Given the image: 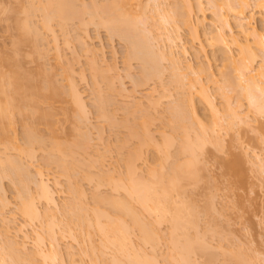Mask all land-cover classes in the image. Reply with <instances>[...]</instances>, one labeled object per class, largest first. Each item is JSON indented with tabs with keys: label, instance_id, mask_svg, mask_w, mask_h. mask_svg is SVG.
<instances>
[{
	"label": "bare ground",
	"instance_id": "1",
	"mask_svg": "<svg viewBox=\"0 0 264 264\" xmlns=\"http://www.w3.org/2000/svg\"><path fill=\"white\" fill-rule=\"evenodd\" d=\"M79 1L81 3L83 2L81 0H51L48 3L46 2V5L45 4L44 6L41 5L42 9L39 7L40 9L39 11L42 12L43 10L46 14L45 15L46 19L44 21V24H42L43 26L42 28L45 29L44 31L48 30L47 31L48 33L51 32V36H54L52 37L53 38L52 43L56 49V50L55 49L53 50H55V53L57 51V54H56L57 58L55 54L53 56L58 60L61 57H63L59 55L60 50L57 47L58 46L57 42L59 43V41H57L55 32L53 31L51 27V23L53 20H58L60 25H62L63 29L65 30L64 26H67V24L70 21H73V19L75 18H78V17L81 18L80 15H82V13H84L85 11L90 10L92 12V13H90V11L89 13L86 12V14H89V15L92 14L91 18H93L94 15L96 16L98 15V17H96L99 19L97 22L98 24H96L98 25V27L99 26L100 27L102 26V28L105 27L107 29L106 31L110 33L109 35H112L115 37L119 36V38L123 39L127 43L128 45V52L126 56L127 62L136 60V61H139V63H141L142 74L140 75L141 79L139 78L140 81L136 80L138 83V84L136 83L137 86L138 85L140 86V84H143V83L145 85L146 81L148 82V80L150 81L154 77L161 76L162 73H164L163 69L161 68L163 65L162 62H167L168 65H170L169 70H171L173 74V78L176 79L175 83L178 84L176 85V89L178 86L179 87L178 89L182 90L181 93L186 88L185 82L183 83V81L185 80L187 81V79H189L188 80L189 82L187 81L188 86H189V87L187 86V88H189L188 92L186 93L184 91L185 92L183 94L185 95L184 98L182 99L180 97L181 99L180 101H177L178 103L174 104L173 102V104L175 105V106L172 105L173 109L170 108L173 110V112L171 111L172 116H173L172 123L174 124V125L172 124L173 126L172 133L174 135L176 134V137H174L173 134L168 136L166 132L165 133L161 132L160 133L161 140L159 141L158 139H156L157 137L156 138L154 137L155 135L153 136V134H151V131L149 130L148 123H147L149 122L148 119L145 118V121L148 120L146 121V123H144L145 121L144 122L139 121V122H142V125L138 126L137 127L138 130H137L136 127H133L134 125L133 123L137 121V120L134 121L136 119L135 118L133 120L134 122L131 123L133 125L130 124L131 126H129L130 127L128 129L130 130L129 136H132L134 138L137 137V139L139 138L140 140L138 141H140V143L137 144L138 146H136L137 148L135 150H131L133 151L131 152V154L129 152L130 155L127 156L128 158H126L124 177L121 174L120 175L118 174L117 176L115 174L116 172L112 174L111 172L108 171L109 173H111L110 175L107 174L108 173L107 171L105 173L107 174L106 178H107V181H109V185L111 183V185L109 186V187L112 186L111 191L114 192L115 194L118 193V195L122 193L121 194L122 197L120 195H119L120 197H117L118 196L117 194H116L117 196L113 197V193H111L112 195L110 196L108 194V197L106 194V197H105L97 193L95 197L93 196L95 203L91 208L84 204L85 199H86L84 198V196L86 197V195H84L85 194L84 189L81 188L82 185L79 183L81 185V187H79L74 182L77 185L74 190L75 193H77V195L75 194L76 197L74 196V200H73V197L71 198L73 200L72 203L66 204L68 205L67 209L68 208L69 209L67 213L65 212L67 214V217L69 216L68 221L66 223V224L69 223L68 224L69 226L65 227L66 224H64V228L61 227L62 229H60L59 226H61V224L63 225L62 221H60L59 222L60 225L58 226L59 231L55 230L57 228L51 227V225H53V223L58 218V217L56 218V214L52 212L53 210L52 208H57L60 206V205L58 206L57 204L58 202H56V199H55V194H57L55 189L57 188L60 189L61 183L58 181H55L53 185H51L50 184L51 180L50 178L47 177L48 175L46 174L45 176L44 171L39 168H36V170L34 169L33 171L34 173L32 174V165L30 163L34 161L35 159L33 155L35 152L34 148L36 146L34 147V145H36V143L43 144V145L46 144V142L44 143V141L41 140L42 139L41 137H38L40 134L39 132H37L38 134L36 133L38 136L35 135V132L38 131V129L36 130L35 128L37 125V124L35 125V117H38L37 119L40 118L41 121L42 119H44V121L46 120V122L43 121L44 125L46 123V127L45 126L44 127L46 128V130H48L49 132L53 134L54 133L53 129L55 128L52 125L51 120L54 121V118H53L54 115H52V112L54 113V111L51 110V108L54 107L53 106L54 99L57 98L58 100V97H60L61 95L63 96L64 94H67V96L65 95V97H68L70 101L69 103H71L74 106V112L77 109V112L80 115V116L77 115L79 121L83 119V117L86 120L88 119V118H85V117H88L86 116V112H87L86 103L87 102L85 103L83 94L79 91L78 89L79 87L77 83L75 82L76 80L74 78V75L76 76L77 74L74 72V68L72 69L69 66L71 69L68 68L67 70L69 71H66L65 69L66 75L63 74L66 77L65 81H67L66 82L67 87L65 86L67 90L65 92L61 91L62 89L60 90V88H58L57 85H55V81L53 80L54 78L53 74H52L53 76L51 74L47 75V77L49 78V84L51 86H48V85L41 86V84H43L42 82L45 79H42L43 81H41L42 75H39V72L38 74L37 73L36 74L40 76L39 77V82H41L40 85H38L39 82L38 84L36 83L38 81L37 79L38 77H35V75L34 77H32L33 72L29 73L28 71L24 70V67L21 65L23 61L20 62L21 58L19 59V56H21V54L23 53L22 51H24L23 50L24 48L22 49V46H24L23 44L26 43L25 42L26 40H28L27 37L29 35L31 36L34 34L33 36L35 39H33V36H32L33 41L30 40V42L35 41L34 43L35 44L38 43V45H35V44L33 45L31 44V45L33 47L34 45L35 47L38 46L39 48H42V49L46 48L45 43H44V46H42L43 44L40 45L39 42H37L41 39V36L43 37L45 34L42 33V31L41 32L39 30L37 31L35 26L32 25L33 26L32 27L31 24H29V23H32V20L31 19L28 20V18H30L29 16L30 14L28 15L26 13L25 17L27 20L24 18L22 21V19L20 18L22 21L21 23H19L20 21L15 22V23L18 22L17 25L15 24L16 31L18 32L17 34L18 37L15 39L16 41H14V44H13L16 46V48L13 46L14 51L11 50L13 51L12 54H15V57L14 56H13L14 58L11 56L4 57L6 56L5 53H4L5 54L4 56L2 55L3 57L0 56L1 57L0 58V63H1L0 64V123H1L2 143L5 146L4 154L2 155L0 154V191H3L2 192L3 196L6 195L4 193V189L2 188L3 183H1V180L9 178L10 180L12 179L13 181L12 183H15V185L17 183V186L19 187L17 189L19 191V194L16 193L18 196V200H19L17 203L18 204L17 212L19 213V215H21V217L24 219V222H25L24 225H21V226L18 225L12 228L9 222H7L9 224L7 225L5 219H2L1 222H3L2 226L4 227V230H3L4 235L9 236L10 230L12 229L15 230L14 232L15 235L12 237L14 238L13 240L10 239L11 238L10 236H9L10 238L7 236L5 237L3 236L5 238L4 239L1 237V235H3L2 232L0 233V237L2 238V239L0 238V242L3 240V243L2 242L0 243V246H1L0 247L1 248L0 249L1 251L0 264H33V263L38 264V261H39V264H64L65 263L63 260L64 258H62L63 255L60 253L61 249H59L60 248L59 241L60 239L61 240L64 239L66 234H67L66 236L72 237L73 240H75V238H78V237L81 238V235L83 234L82 239H80L81 241L75 240L76 242L78 241V244L79 243L81 244L82 242L83 246L82 244L81 246L83 248L82 247L81 248H82L83 253L80 251L82 254L88 251L86 248H84V242L86 240L83 237H86V239L95 241V239L93 240V237L99 236L100 244L99 245L97 244L99 247L94 245L95 242H92L90 244V241L88 240L90 244L89 246L90 249L88 253L90 254V251H92L91 253L94 256V259H92L93 256H91V254L89 256L92 260H95L98 263L100 262L99 256L102 257L103 255H106L105 253L107 251H109V253H111L109 262L101 261L102 264L104 263L105 264H161L160 261L156 259V257L158 258V255L156 254V251L154 250L159 246L158 245L160 243L159 240L160 239L162 240V238H165V236L163 237V235L159 231L160 230L159 228L161 227L160 225H162L163 223L168 224L167 228L169 229L168 230L169 233L167 234L168 235L167 239L169 240L168 244H169L170 252L168 256L167 255L165 256L166 259L165 258L163 259L162 264H200V263H197V260H195V263H194L193 259L199 253L200 255L202 253H206L204 249L206 250L205 247L207 246H205L206 243L201 241L202 240V238H200L201 233L200 234L197 233L196 236L194 235L196 232H199L198 231L199 229L197 228L199 223L197 222V217L194 214V210L193 212L190 211L191 208L189 207L187 208L186 207L187 205L184 204L185 202L183 203V201L180 200L181 198L180 195H182L180 191L181 189L183 190V184H184L182 182L184 180L186 181L187 179H188L187 181L189 180L193 181L194 179L195 181H197L196 178H198L197 177L198 175L196 176V170H194L195 168L197 169V167H195L194 165L199 163V155L202 153L206 145H209L210 143L212 144V140H213V145H215L214 140L220 137L219 136V134L221 133L220 131L224 127V124L222 125V122L223 123L226 122L229 126V129L232 130L234 126L237 128H240L241 126V129H242L243 126L246 125L245 127L248 128L250 126L248 124L249 122L252 123L251 125L253 126V124L258 123L260 119L264 118V25H263V28L260 30L252 22L254 19V16H253L254 10H258L260 13L264 14V0H206L207 2H204V0H198V2L197 0H194L196 3H198L196 4V6L193 4L194 2H192L193 0H174L176 3L174 5L175 8L170 9L172 11H169V14L171 13L169 16L166 15L168 12L163 9L165 6L164 4L161 3V0H146L147 2H150L151 4H153V7H154L153 10L155 12V15L158 14V16H160L159 22L160 23L162 22L161 27L159 26L160 23L158 24L157 22V24H155L157 21L155 20V18L157 17L154 18L155 20L154 24L156 26L158 25L157 26L158 28H156L157 30L154 29L153 27H151L152 29L150 28L148 21H151L150 20L151 17H149V19L147 17L148 19L147 21V19H145L146 14L144 12L142 11L139 12L140 14L143 13L144 15V19H143V15H140L137 11H136L137 12L136 15L139 14L140 16L136 17L135 15L134 17L133 16L134 13L132 12L133 13L132 15L129 9L127 10L128 6L132 2H135L141 10L146 8L145 5L147 6V8L149 6H152V5H148V3L145 5H142L144 0H106L107 3L105 5H99L96 2L95 3L93 2L90 7L87 6L88 4L84 5V3L81 4ZM77 2L80 3L82 7L80 4L78 5ZM204 3L209 4L208 7L210 6L212 13L214 12L213 15L211 14L212 17H207V14H206L207 9L205 10L206 7L204 6L205 5ZM128 13H130L134 18L130 17ZM99 15H101L100 18H99ZM96 18H94V20L92 19L90 23L93 21L92 23L94 24L96 22L95 21ZM209 18H210V22H208ZM143 20L145 21V23ZM83 22L84 21L81 20V22L79 23H81L82 26H85L86 24H84ZM215 22H217L219 25H216ZM139 23L142 24V26H144L145 29L147 26L146 23H148L149 28L146 30L139 29V26H138ZM182 30L186 31V33L188 34L190 38V43L193 44L192 48L195 50V52H197L198 54H203L205 56L204 63H202V65H199L198 69L196 70L194 69L195 66L193 67L191 61L187 62L188 60L186 61L184 60L186 63H184L183 61V58L186 59V56L189 55L190 49L187 46L188 41L185 42L180 36V32ZM86 36L88 35L86 34ZM43 38L41 40H43ZM84 40L85 38L82 41ZM50 43H51V40H50ZM86 44H88V42L85 43L84 41V43L82 42L81 45L85 46L83 47L85 48V53L89 54V56L90 55L92 56L90 57L92 58L91 63H93V66H95V70H93V72L97 73L99 72L98 71L99 67L97 66V63L95 62L97 54L96 52L93 51L94 52L93 53L92 50H89L90 48H87ZM26 45H28V43H26ZM47 46H49V42ZM38 47L35 49L33 48L34 53L36 51L40 52V50H42V49H38ZM41 52H40V55H42ZM38 53L37 54L35 53L36 56L38 55L37 58H39L40 56ZM44 54H45V51L43 52V56ZM41 57L42 56H40L39 59H41ZM22 59H25L24 56ZM34 59L36 58L34 57ZM213 64H215L216 67L219 69L218 75H222V77L227 76L226 74L227 70H230V72L232 71L234 73L233 74L234 78L232 77V80H231L232 72L229 77V74H230L229 71H228L229 73L228 76L226 77V79L225 78L224 79L230 85V89L234 93L238 94L239 92L240 99L242 98L243 100H246L248 102V106H250L249 108L254 107L253 111L255 113V116L251 117V119L254 118V120L253 119L251 120L249 118V114L251 115V110H249L250 111L249 114H247L248 113L247 111L246 113L247 116H244V115L241 116L242 114L239 116V113H237V111L235 112L236 109L230 106L229 104L230 102H227L230 107L226 105L227 109L223 110L225 112H223L217 107V105L215 104L213 100V97L211 98L212 95L210 96V93H208L209 89L207 85L204 84L202 80V75L206 74L208 78L210 77L208 81L210 80L211 82L216 84L217 82L215 80L216 75L214 72H212ZM26 66L27 65L25 64V67ZM37 68H40V67H37ZM114 68L115 66L110 65V67L108 66L107 68L109 70L105 69L106 71L105 72L103 71L104 70L103 69L102 73L105 76H107L109 72L110 73L109 75H111L112 70ZM36 69H34V72L36 71ZM40 70H43V68L42 69L40 68ZM42 73L43 72H40V74ZM105 73H107V75ZM44 74H46L45 69H44L43 75ZM79 75L81 76V74ZM189 76L191 77L193 76L194 78L193 77L191 78ZM43 77L46 78L45 76ZM98 77L100 78V76ZM101 77L102 79L104 78L103 76ZM170 77H171V74H170ZM82 78L84 79V75H82ZM36 79L37 81H35ZM108 79H109V76H108ZM232 81H234V83ZM46 84H48V81L46 82ZM109 86H112V85H109ZM44 90H48L50 92V95H47V93L46 94L44 93L45 94L44 95L43 94ZM235 90L236 91L238 90V91L236 92ZM48 91H45V92H48ZM154 92L155 90L151 93H148L147 94L148 97L146 96V99L148 98V101H149L147 104L150 103L149 105H152L153 108L161 104V101L163 102V100L165 99L168 100L169 94L167 95L166 93H164V95L162 96L160 95L159 100H158V97H155L157 98V100H155ZM97 94L99 93L97 92ZM165 94L168 97L165 96ZM97 97L100 98L99 95H97ZM172 97H169V99H171ZM160 98H161V101H160ZM57 100L55 101V103L58 102ZM109 100L103 97L100 98V102H99V106L97 110V112H99V115H100L99 117H103V118L107 117V114H108L107 112H109L110 110L108 111L106 107H108L107 105L111 104V103H108ZM243 100L239 101L240 107L242 105L241 102ZM40 102L46 104L47 105L46 107H49V109H46V112L48 110L47 113L39 112V110L41 109L39 108L40 106L39 104H41ZM136 102L139 107L134 104L135 102H133L135 106H133V104L132 105L130 104L129 107L131 108L136 107V108H139L140 110V108L143 107L141 104V101H136ZM139 102L140 104H138ZM175 102H176V98H175ZM128 105L129 104H127V106ZM22 108L23 109L25 108V112H23ZM26 108L31 111V116L28 114L29 112L26 111ZM230 108H232L234 111ZM49 110L52 112L50 113ZM131 110L134 112V111H137L138 109L137 110L131 109ZM131 110H129V112H131ZM202 110H206L207 112H210L209 114H211V121L209 120V117L206 116L207 112L205 111V113H203ZM22 112L25 114H28L30 118L34 117V119L31 118L33 119L31 125L29 124L30 126H28L27 124L26 126V132H24L25 133V137H24L25 147L23 148L17 145L16 133H15V128H14V125H16L15 124L16 121L14 117L17 116L18 114H20L18 115L20 117L23 116ZM222 112L224 113V115ZM38 113L39 114L41 113V114L37 115ZM25 114H24V118L27 117ZM145 114L147 115L148 113H145ZM111 115L109 114L108 116H111ZM146 115L145 116L143 115V117H146ZM112 121L113 122L111 123L113 124L114 120ZM21 122H22V119H21ZM125 122H130V121L128 119ZM28 123H30V121ZM137 123L138 122H136L134 126H136ZM126 124L124 125L119 124V125L125 127ZM25 125L26 124L23 125V128L25 127ZM257 125L258 124L254 126L258 129ZM113 126L119 127L118 125H115V123L113 124ZM139 127L142 130H140ZM139 132L140 133L142 132V133L140 134ZM89 135L90 133H88V136ZM85 138L88 139L86 134H85ZM85 138L83 137V139ZM98 138L100 140L102 137H98ZM171 140H174L175 142ZM84 141H82L84 144L77 143L76 141L77 144H75L74 146L77 149L81 148L79 150H83L85 148ZM124 142L121 145L124 146V144H126V141ZM176 142H179L178 143L179 145L178 147L176 145L177 152L175 153V155L179 157L176 156L177 159L175 161L173 160L171 161L172 165L169 166L170 168L168 170L170 171V173L167 171L165 174L162 171V169L165 170L163 164H161L160 169L159 168L156 169L155 167L157 166H153L155 165L154 158H156V156L162 155V157H164V160L166 161H169V159L171 160V158L174 155L172 157L169 155L171 154L169 147L174 146ZM219 142L221 143V139L220 141L217 142V145H220ZM51 145L52 146L50 147V153H48L49 155L47 154V161H46L47 165H51V164L52 165L54 164V166L58 165L59 167V168L57 167L58 169H60V167L62 168L61 174L67 175L69 169L71 170V168H69L71 167V160L74 159V161H76L75 158H72L70 160V165H68L69 163L68 157L74 154L72 151L73 144L72 145L68 144L71 147L69 146L65 147V145L62 146L58 140L57 142H55L54 140L53 144ZM75 147L73 150H75L74 152H77ZM125 147L127 146L125 145L124 148ZM144 148H146V150ZM10 151H13L14 154L16 155L13 156L12 153L11 154L7 153ZM149 152L153 159L150 158ZM24 155H26L28 157L27 160H31V162L28 163L26 161L27 162L26 163L24 161L25 163H23L22 161L23 158L21 159V157L22 156L24 157ZM75 156H71V157H75ZM99 157L101 158L103 156L100 155ZM32 158L34 159L32 160ZM182 158L184 159L186 158V159L184 160ZM255 158H258L257 160L260 159L258 155L255 156ZM98 159L99 158L95 160L97 162H100V161L102 162L104 160V159L101 160L102 158L99 160ZM180 160H182L183 162L181 161L180 163ZM67 161L68 163L65 164ZM261 161L262 160L260 159L259 162ZM98 164H101V163H98ZM86 165L88 164L85 163L83 166H86ZM100 166L102 167V164ZM233 166L237 167L239 165L235 164ZM89 167L90 165L86 167V169H88ZM142 167L143 168L145 167L146 169L144 168L145 169L144 170ZM95 168L97 169L98 167L96 166ZM263 169L264 167L262 166L261 170L263 171ZM75 170L76 169H74V173L77 174V171L75 172ZM158 170H161V172L158 173L159 176H157ZM144 172L147 174L144 175L145 174ZM101 173L103 174L101 177H103L105 174L103 172ZM81 174H84V173H81ZM86 174L88 173H85V175ZM69 175L70 174H68V176ZM88 175H86V177H88ZM96 176L94 177L96 178ZM115 176H117V179ZM99 177L97 176V178ZM82 178H84V176H82ZM71 180L73 181V178H71ZM92 180H89V181H92ZM31 183L35 185V186L33 185L35 187V191L33 190V192H35L36 194L32 192V188L30 187ZM98 188L99 187L95 185V189H97L96 191H98L101 187L99 189ZM69 190H72L71 187ZM0 200H2L0 202L4 209L5 207L8 208V206H10L9 201L6 200V198L0 199ZM40 201L45 203L48 207L45 212L44 211L41 212V209L38 204V202ZM105 204L108 205L107 207H111L112 209L111 211H113L112 212L113 215L109 214L111 213V211L108 213L109 209L108 210L104 209L105 211H107V213L105 211H102V209L100 208L101 207L100 205H102V207L103 206L105 207ZM135 205H137L138 208ZM95 206H98V207L100 206V207L98 208ZM60 207H63V206H60ZM2 213L1 215H3ZM62 213L63 212L61 210V214ZM143 213H146V214H143ZM196 214L198 215V213ZM144 215L145 216L149 215L150 217L152 216L154 221L150 223V220H148L149 221L148 223ZM125 217H127L130 220V222L126 221ZM45 220L51 222V223L48 222V224L50 223V226L48 224L46 225L47 227L46 234H48V236L50 237V239L49 237L47 238L50 241L49 243L46 242L44 239L46 236L44 238L43 236H41L44 230L40 231L38 229L39 230L38 232L36 228L32 227V228H29L30 231H28L29 229H27L26 227V226H30L32 222L40 221V223L41 222L44 223ZM58 221H56L55 223H57ZM72 224L78 227L80 226L79 228H81V230L85 232L83 233L82 231L80 235L78 234L79 236L78 235L76 236L75 233H72V228H71L73 227ZM43 227L44 226H42L41 228ZM78 227H75V228H78ZM134 230H136L137 232L139 231L138 234H140L139 236H140V241H141L140 245L144 246L143 247L144 249H145V245L146 247L149 245H152V247H154L152 248L154 251L153 253L151 254L145 253L144 252L145 250H143V248L140 245L139 247H137L138 246L136 245L137 242H134L135 240L132 238V235L134 236L133 232H136ZM191 231H194L193 234ZM59 234L61 235V237L58 239ZM31 236L34 237V238L32 237L33 240H31L32 239ZM6 237L10 239V241L7 240ZM29 242L33 243L34 246L33 245L32 246L34 247V249H33V252H31L32 250L31 251L29 250L30 253H26V251L28 252L27 246L29 245L27 244ZM4 243L5 245H3ZM96 248H99V249H96ZM83 249H85V251H83ZM98 250H100L101 254L99 253ZM198 250H200V252H198ZM95 252H98L100 255L99 254L97 255V253ZM109 253H107V257ZM207 253H209V250L207 251ZM207 253H206V256L208 255ZM154 254H156L157 256L155 257ZM238 254H236L237 257H238ZM70 255L74 258L72 254ZM148 255L149 256L152 255L153 257L151 256L149 257ZM207 257L210 259H207L205 263L209 262L208 264H211L210 261L212 260V257H209V255ZM234 257L233 256L229 257V259L232 258L236 260L235 262H237V264H244L245 259L242 258L243 256L240 257L239 255L238 257L239 259L237 257L236 258ZM73 258L71 259V261L69 260L71 264H73L72 263V261H74ZM213 258H214V255H213ZM36 259H39V260L36 261ZM75 261H74V264H75ZM212 263H214V261Z\"/></svg>",
	"mask_w": 264,
	"mask_h": 264
},
{
	"label": "rangeland",
	"instance_id": "2",
	"mask_svg": "<svg viewBox=\"0 0 264 264\" xmlns=\"http://www.w3.org/2000/svg\"><path fill=\"white\" fill-rule=\"evenodd\" d=\"M49 1H51V0H49ZM49 1L48 0H0V56L3 57L6 54V56H4V57H8V56L9 57L10 56L15 57V54H12V52L14 51L13 46L16 48V46L13 45L14 41H16L15 39L18 37V35H17L18 32L16 31V25L18 24V22L17 23H15V22L20 21L19 23H21L24 18L26 19V17H25L26 13L28 15L30 14L29 15L30 18H28V20L31 19L33 24L32 23H29V24H31V26L32 25L35 26L37 31L38 30L40 32L42 31V33L45 34V35L42 34V35H44L43 36L44 38L41 36V39L43 38V40L40 39L43 42H41L40 40L37 42H39L40 45L43 44L42 46H44V43H45V45H46L45 47L47 49L45 47H44L45 49H42V48H39L37 46L38 49L43 50V51L40 50V52L42 51L41 52L42 55H40L39 51H38L39 53L37 51L35 52L36 54L38 53L40 56H42L41 59H39L40 56H39V58H37L38 55L36 56V54L34 53V49L37 48V47H35V45H38V43L36 42L37 44H35L34 43L35 41L32 42L33 41L32 36L34 34L31 36L29 35L30 37L29 36L27 37V39L29 41L28 40L25 41L26 43H28V45H26V43L23 44L24 46H22V49L24 48L23 49L24 51H22L23 53L21 54V56H19V59L21 58L20 62L23 61L22 62L23 64L21 63V65L24 67V70L28 71L29 73L33 72L32 77H34V75H35V77H38L37 78L38 81H37V79L35 80V81H37L36 82L37 84L39 82V77H40L37 75L39 72V75H42L41 81H43L42 79H45L44 81H46V82L48 81V84H46V82L43 81L42 83L44 85L41 84V86H45V85L51 86L49 84V78L47 77V75L53 74L54 76L53 75L52 76L55 79L53 77L52 78L55 81V85H57V87L60 88V90L62 89L61 91L65 92L67 90V88H66L67 87V83H66L67 81H65L66 77L64 76V75H66L65 69H66V71H69V70H67L68 68L69 69L74 68V72L77 74L76 76L74 75V78L76 80L75 82L77 83V85L79 87L78 88L79 91L83 94V98L85 100V103L87 102L86 103V109H87L86 110L87 111L86 116H88V117H85V118H88V119L86 120L83 117V119H81L79 121L78 116H80V115L78 114L76 108H75L76 109L75 112L77 114L74 112V106L71 103H69L70 102L69 98L65 97V95L67 96V94H64L63 96L61 95L60 97H58V100H57V98L54 99L53 100L54 101L53 102L54 107L51 108V110H53L54 113L49 110L50 113L52 112V115H54L53 118H54L55 122L53 120H51V123L55 128V129H53L54 133L52 134L51 132L46 130V128H45L46 123L44 125V122H46V120L44 121V119H42V121H41L40 118L37 119L38 117H35V125L37 124L35 128H36V130L38 129V131H36V130H35L36 132L34 131L35 135H37L38 134L37 132H39L40 134H39V136L38 135L37 136L41 137L42 138L41 140H43L44 143L46 142V144H45L46 146L43 144H38V143H36V145H34V147L36 146L37 148L33 147L35 150V152L33 151L34 152L33 157L35 159L32 158V160L34 159V161H32V162H31V160H27L28 157L26 155H24V157L23 156L21 157V159L23 158V160H22L23 163H25L26 161L28 163L31 162L30 164L32 165V174L34 173L33 172L34 169L36 170V168H39V169H42L44 171L45 176H46V174L48 175L47 177L50 178V180H51L50 184L51 185H53V183L55 181H58L61 183L60 184L61 188L55 189L56 193H57V194H55V199H56V202H58L57 203L58 206L59 205L63 206L64 209H63V207H60V206L57 208L50 207L53 209L52 212H54L56 214V218L58 217L56 221L59 220L57 223H55L56 221L53 223V225L55 224L54 226H56V227H54L53 225H51V227L57 228L55 230L59 231V228L60 229L64 228V224H66L68 221L69 216L67 217L66 213L68 212L69 208L67 209L68 205H66V204L72 203L74 200V196L76 197L77 193H75L74 190H75L77 185L79 187H81V185H82L81 188L84 189V192H85L84 195H86V197L84 196V198L88 199V200L85 199L84 204L86 206L91 207V208L95 203L94 197L97 193L99 195L105 196V197H106V194H107V197H108V194H109V196L112 195L111 193H113V197L118 195V193H116L117 194L116 195L114 192L111 191L112 186L109 187L111 185V183L109 185V181H107L106 176H107V174L110 175L111 173L114 174L116 172L115 174L117 176H118V174L119 175L121 174L124 177L126 158H128L127 156H129L131 154V152H133L131 150H135L137 148L136 146H138L137 144L140 143V141H138V140H140L139 138L137 139V137L134 138L132 136H129L130 135L129 134L130 130H128L130 128L129 126H131L133 124L135 125L136 122H138L136 126L133 125V127H136V129L138 130L137 127L142 125V122H144L145 118H146L149 120V122H147V123H148L149 130L151 131V134H153V136L155 135L154 137L155 138L157 137L156 139H158L159 141L161 140V136H160L161 132H164V133L166 132V134H168V136L173 134L172 133V131H173L172 130V128H173L172 117L173 116L171 113V111L173 112L172 105L175 106L174 104L178 103L177 101H180L181 98L182 99L184 98L185 95H183V94L185 92L186 93L188 92L189 88H187V86H188V82H189L188 80L189 79H187L188 82L186 80L183 81V83L185 82L186 88L181 93L182 90L181 89L179 90L178 86L176 89V85H178V84L175 83L176 79L173 78V74H172L171 70H169L170 65H168L167 62H162L163 65L161 63V65H162L161 68L163 69L164 73H162L161 76L154 77L150 81L148 80V82L146 81L145 85L143 83V84H140V86L139 85L137 86V84H138L137 81H140L139 78L141 79L140 75L142 74L141 63H139V61H136V60L135 61H133V60L129 61L130 63L127 62V60H126V56H127V52H128L127 43L123 39L119 38V36L115 37V36L109 35L110 33H108V31H106L107 29L105 27H103V28H102V26L98 27V25H96V24H98L97 22L99 20L98 18H96V17H98V15L97 16L94 15V17L91 18L92 14H90V15L86 14V12L89 13L90 10L85 11V12L83 11L84 13H82V15H80L81 18L78 17V18L73 19V21H70L67 24V26H64L65 30L63 29L62 25H60L58 20L52 21L51 27H52L53 31L55 32V36L57 37L56 38L57 41H59V43L57 42L58 46L57 45L56 46L60 50V51L58 50L60 52L59 55L63 56L59 60L56 59L57 58V55H56L57 51L55 53L56 49L52 43L53 42L52 37H54V36H51L50 31H49L50 33H48L47 29H46L47 31H44L45 29L42 28L43 27L42 24H44V21L46 19L45 18L46 14L43 10H42V12L39 11L40 10L39 7L42 9L41 5L44 6V4L46 5V2L48 3ZM81 1H83L82 3L79 1L81 4H83V3H84V5L88 4L87 6H89V7L92 5L93 2L94 3L96 2L99 5H105L107 3L106 0H81ZM192 2H194L193 4L195 6H196V4H198L194 0ZM197 2H198V0H197ZM204 2H207V1L204 0ZM80 3L77 2L78 5ZM100 3H102V4H100ZM147 3H148V5H152V6H149L147 8V6L145 5ZM149 3L150 2H147L146 0H144V2L142 3V5H145V7L147 8V9L145 8L146 10L145 9L141 10L135 2H132L128 6V8L127 7L126 8H127V10L129 9L130 13H132V12L134 13V15L132 13V15L134 17L137 14V12L138 13L140 11L144 12L146 14L145 19H147V17H148V19H149V17H151L150 18L151 21H148V19H147V21L149 22L150 28L153 27L154 29H156V28H158L157 27L158 25L156 26L155 24H157V22H158V24L160 23L159 22L160 16H158V14L155 15V12L153 10L154 9L153 4H151V3L149 4ZM161 3L164 4V6L166 7V8L164 7L163 9L168 12L166 15L169 16L171 14V13L169 14V11H172L170 9L175 8L174 7V5L176 4L175 1L174 0H161ZM206 4L204 6L206 7L205 10L207 9L206 10L207 11L206 12L207 17H212L214 12L212 13L210 6L208 7L209 4H207V6H206ZM35 7L37 8L38 11L36 10ZM81 7H82V5H81ZM30 8H32V9H30ZM22 9H23V11H22ZM86 10H88V9H86ZM129 11H127V12H129ZM90 13H92V12L90 11ZM130 13H128L130 15V17L134 18ZM139 14L136 15V17L143 15V13L140 15ZM100 16L101 15H99V18H100ZM253 16H254V19L252 21L253 24L261 30L263 28V25H264V22H263L264 21V14L260 13L258 10H254ZM155 17H157V18H155ZM20 18L22 19V21ZM94 18H96L95 19L96 22L94 21L95 22L94 24L92 23L93 21L90 23V21L92 19L94 20ZM154 18H155V20H157L156 23L154 22L155 21ZM138 19H139V17H138ZM143 19H144V15H143ZM81 20L84 21L83 23L86 24L85 26H82L81 23H79V22H81ZM208 20H209L208 22H210V18ZM136 21H137V19H136ZM34 23H35V25H34ZM144 23H145V21H144ZM161 23L159 24L160 27H161ZM146 24L148 26V23H146ZM215 24L219 25L217 22H215ZM138 26H139V29H142V30L145 29V27L142 26V24H140V23ZM147 26H146V29L149 28V26L148 27ZM33 29H35V28H33ZM234 31H235V29H234ZM85 33L89 37L86 36ZM180 36L182 37V39L185 42L188 41L187 46L190 49L189 55L186 56V59L183 58V61L184 60L185 61L188 60L187 62L191 61L193 67L195 66L194 69L195 70L198 69L199 65H202V63H204L205 56L203 54H198L197 52H195V50L192 48L193 44L190 43V38H189L188 34L186 33V31L182 30L180 32ZM46 37H48V38H46ZM84 38H85V40H84L85 43L88 42V44H89V45L86 44V47L90 48L89 50H92V52L94 51L97 54L96 55V61H95L97 63V66L99 67L98 68L99 72H97V73L93 72V70H95V66H93V63H91L92 58H90V57H92V56L91 55L89 56V54H86L85 48H83L85 46L81 45L82 42L84 43V41H82ZM33 39H35L34 36H33ZM30 40H32V41L30 42ZM50 40H51L52 44L50 43ZM48 42H49L50 47L47 46ZM31 44L32 45L35 44L34 45L35 48ZM53 49H55V50H53ZM11 50H13V51H11ZM30 51H31V53H30ZM44 51H45V54L43 56ZM10 54H12V55H10ZM23 54H25V55H23ZM31 54H32V56H31ZM54 54L56 55V58L53 56ZM23 56L25 59H22ZM34 57L38 60L34 59ZM32 59H34V60H32ZM185 61H184V63H186ZM24 63L27 65L26 67H25ZM42 64L44 65V67ZM110 65L115 66V68L113 69L114 71L112 70L111 75H109L110 74L109 72H108V75H107V73H105L107 75V76H105L102 72L105 71V69H107L108 66L110 67ZM92 66H93V68H92ZM97 66H96V68H97ZM37 67H40L41 69L43 68V70H40V68H37ZM34 69H36L35 72H34ZM44 69L46 70V74L43 75ZM109 69H107V70H109ZM168 70H169V72H168ZM47 71H48V73H47ZM228 71L230 72V70H227V73H226L227 76L229 74ZM40 72H43V73L40 74ZM212 72H214L216 75V77H215V80L217 81L216 84H214L210 80L208 81V79L210 77L208 78L206 76V74L202 75V80H203V83L207 85V87L209 89L208 93H210V96L212 95L211 98L213 97V100H214L215 104L217 105V107L222 111L224 109L226 110L227 109L226 105H228L227 102H230L229 103L230 106H232V108L236 109L235 112L237 111V113H239V116L241 114H242L241 116H243V115L247 116L246 115L247 111H248L247 114H249V112H250L249 110H251V115L249 114V118L251 119V117H254L255 116V113L253 111L254 107L249 108L250 106H248V102L246 100H243L242 98L240 99L239 92L237 94V93H234L230 89V85L225 81L227 76L222 77V75H218L219 69L216 67L215 64H213ZM231 72L229 74V77L231 75ZM79 74H81V76ZM170 74H171V77H170ZM233 74L234 73L232 72L231 80H232V77L234 78ZM82 75H84V79L82 78ZM43 76H45L46 78H44ZM98 76H100L101 79ZM101 76H103V77L105 76V77L102 79ZM108 76H109V79H108ZM189 77H191V76H189ZM106 78H107V80H106ZM173 80H174V82H173ZM232 82L234 83V81H232ZM40 83L41 82H39L38 85H40ZM235 83H236V81H235ZM109 85H112V86H109ZM186 89H187V91H186ZM154 90H155L154 98L158 97V100H159V96L164 95V93H166L167 95L169 94L168 95L169 97H172V96L173 97L171 99H169V97L165 94V96L168 97V100H166V99L163 100V98H162V100H163V102H162L161 98H160L161 104L158 105L159 107L158 106L155 107L156 108L155 109V108H153L152 105H149L150 103L147 104L149 101H148V98L146 99L147 94L153 92ZM45 91H48V90H44L43 94L47 93V95H50L49 91L48 92H45ZM97 92L99 94H97ZM180 93L182 94V96ZM170 94H171V96H170ZM97 95H99L100 98L103 97L107 100H109V98H110L108 103H111V104L107 105L108 107H106L108 111L110 110L109 112L106 111L108 113L107 117H106L107 120L105 117L104 118L99 117L100 115H99V112H97V110H98L100 98L97 97ZM227 97H228V99H227ZM175 98H176V102H175ZM178 98H179V100H178ZM229 98H231V99H229ZM56 100L58 102L55 103ZM155 100H157V98H155ZM240 100H243L241 102L242 108L240 107V104H239ZM129 101H130V103H129ZM132 101L135 102L134 103L135 105H137L136 101H141V104L143 106L142 108H140L141 111L139 110V108L129 107L130 104L131 105L133 104ZM173 102H174V104H173ZM40 103L42 104V106H41V104H39L40 105L39 108H41L40 109L41 111L39 110V112L45 113L46 109H49V107H46L47 105L42 103V102H40ZM127 104H129V105L127 106ZM134 104H133V106H135ZM138 104H140V102ZM147 105H148V107H147ZM149 106L152 108H150ZM126 107H127V109H126ZM170 108H172V109H170ZM232 108H230V109H232ZM131 109H133V110L138 109V110L133 112ZM22 110H23V112H25V108L24 109L22 108ZM129 110H131V112H129ZM26 111H28L29 112L28 114L31 116V111L27 108H26ZM202 111H203V113H205L206 110H202ZM47 112H48V110H47ZM223 112H225V111H223ZM145 113H148V114L146 115ZM209 113L210 112H207L206 116L209 117V120L211 121V114H209ZM24 114L25 113H23V116H21L22 118L20 116H18L20 114H18V115L16 114L17 116L14 117L15 121H16V123H15L16 125H14L15 133H16V142H17V145L20 146L21 148L25 147V140H24L25 139L24 138L25 133L24 132H26V126H27V124H28V126H30L33 119H34V117H31V118H33V119H31L28 114H25L27 117L25 116L26 118H24ZM40 114L38 113L37 115H40ZM109 114L110 115L112 114V115L108 116ZM143 115L144 116L146 115V117H143ZM223 115H224V113H223ZM19 117L22 119V122H21V119ZM108 117H109V119H108ZM112 117H113V119H112ZM29 119H31V120H29ZM110 119L114 120L115 125H118L119 127H117V126L114 127L113 126L114 123L112 124L111 122H113V121ZM128 119L130 122H125ZM252 119L254 120V118H252ZM25 120H26V122H25ZM39 120L41 121V123ZM133 120L134 121L137 120V121L135 123L131 124L132 122H134ZM148 120H146V121H148ZM29 121H30V123H28ZM139 121H142V122H139ZM146 121L144 123H146ZM24 124H26V125L23 128ZM33 124H34V122H33ZM119 124H121V125L126 124V125H125V127H123ZM223 124H224V127H223V129H221V131H220L221 133L219 132L221 134V135L219 134V136L221 138L218 137V139L214 140L215 145H213V140H212V144L210 143L209 145H206V147H204L202 153L199 155V163L194 165L195 167H197V169L194 167L195 168L194 170H196V176L198 175L197 176L198 178H196V176H195L197 181H195V179L193 181L192 180L187 181L188 180L187 179L186 181L184 180L185 182L184 181L182 182V183H184L183 184V190L181 189L180 192L182 193L183 197H182V195H180L181 196L180 200L183 201V203L185 202L184 204L187 205L186 206L187 208L188 207L191 208L190 211L193 212V210H194V214L197 217V222L199 223L198 227H197L199 229L198 230L199 232H196L194 235L196 236L197 233H199V234L201 233L200 234V236H201L200 238H202L201 241L206 243L205 246H207V247H205V246L204 247L206 248L207 251L209 250V253H207V251L205 249H204V251L209 255V257H212V260L210 261L211 264H237V262H235L236 260H234L232 258L229 259V257H232V256L234 257L238 253H239L238 257L240 255V257L243 256L242 258L245 259V261L243 260L244 264H264V169H263V171L261 170L262 166L264 167V118L260 119L259 122L256 123V124H258L257 125L258 129L255 127L256 124H253V126H252L251 125L252 123H250V122L248 123L250 125L249 126L250 129H249V127L246 128L245 127L246 125L245 126L242 125L243 126L242 129H241V126H240V128H237L234 126L235 128L233 127L232 130H230L229 126L226 122L225 123L222 122V125ZM37 126H38V128H37ZM126 127H127V129H126ZM139 129H140V127H139ZM253 129H254V131L255 130L256 131L254 132ZM140 130H142V129H140ZM218 130H220V129H218ZM88 133H90L89 136H88ZM85 134L88 137V139L85 138ZM173 136L176 137V134L175 135L173 134ZM83 137L85 139H83ZM98 137H102L101 138L102 140L100 139L101 140L100 141ZM130 137H131V139H130ZM53 138H54L55 142H57V140H58L59 143L62 146L65 145V147H68L69 146L68 144H71V145L73 144L72 151L76 156L74 154L70 155V157L71 156H75V157H71V158L68 157L69 163H68V161L65 163V164L68 163V165H70V160L72 158L76 159V161H74V159L71 160V167H69V168H71V170H73V171H71L69 169L70 172L68 171V174H70L69 175L70 177L68 176V174L67 175L61 174L62 168L60 167V169H58L59 168L58 165L57 166L56 165L54 166V164L53 165L52 164L47 165V162H46L47 161V154L50 153V147L52 146L51 144H53V142H54ZM219 138L221 139V143L219 142L220 145H217V142L220 141ZM71 141H72V143H71ZM76 141H77V143H82V144H84L82 142V141H84L85 142V145H84L85 148L84 149L82 148L83 150H79L81 148L77 149L74 146L75 144H77ZM124 141H126V144H124V146L125 145L127 146L125 148L123 145H121ZM171 141H174V140H171ZM73 142H75V143H73ZM178 143L179 142H176V144L174 146L169 147L170 153L172 154V155L171 154H169V155L171 157L174 155L172 157L173 159L171 158V160L169 159V161H166V160H164V157H162V155L156 156V158H154L155 159L154 160L155 165H153V166H157V167H155L156 169H158V168L160 169L161 164H163L165 170L162 169V171H163V173L166 174V172L170 168L169 166L172 165L171 161L172 160L175 161L177 159V157H179V156L175 155V153L177 152V147L179 145ZM176 145H177V147H176ZM41 146L43 149L41 148ZM222 146H224V147H222ZM69 147H71V146H69ZM74 147L77 150V152H74L75 151V150H73ZM118 147H120V148H118ZM144 149L146 150V148H144ZM4 151H5V146L2 143L1 123H0V154L1 155L4 154ZM129 152H130V154H129ZM7 153H10V154L12 153L13 156L16 155V154H14L13 151H10ZM149 154H150V152H149ZM100 155L103 156V157H101L102 159L99 157ZM257 155L262 160L261 162H259L260 159L257 160L258 158H255V156H257ZM123 157H124V159H123ZM97 158H99L101 160L104 159L103 160L104 162L103 161L97 162L96 161ZM150 158L153 159L151 154H150ZM182 159H184V158H182ZM93 160L96 162H94ZM165 161L168 163H166ZM181 161L182 160H180V163H181ZM236 161H237V163H236ZM72 162L73 163L75 162V163L73 164ZM178 162H179V160H178ZM32 163H34V164H32ZM83 163L84 164L86 163L88 165L83 166L84 165ZM91 163H93V164H91ZM98 163H101L102 167L100 166L101 164H98ZM75 164H77V165H75ZM235 164H237L239 166L234 167L233 165H235ZM72 165H73V167H72ZM89 165H90V167L88 169H86V167H88ZM77 166H79V167H77ZM91 166H93V167H91ZM94 166L95 167L97 166L98 168L96 169ZM90 168H92V169H90ZM74 169H76L75 172L77 171V174L74 173ZM86 171H88V172H86ZM106 171L107 172L109 171L111 173L108 172L107 174H105ZM112 171H114V172H112ZM158 171H157V176H159L158 173H160L161 170H158ZM101 172H103L105 174L103 177H105L106 180H105V178L101 177L103 175ZM168 172L170 173V171H168ZM81 173H84V174H81ZM85 173L89 174V175L86 174V175H88V177H86ZM98 174H100V175H98ZM146 174L147 173H145L144 175H146ZM63 175H65L66 177ZM81 175L84 176V178H82ZM96 175L98 177L100 176L101 179H100V177L97 178ZM94 176H96V178ZM117 176H115L116 179H117ZM71 178H73V181L71 180ZM88 178H89V180L94 179V180H92L93 182L89 181ZM97 180H99V181H97ZM12 182H13L12 179L10 180L9 178L1 180V183H3L2 188L4 189V193L6 195L3 196L2 195L3 191H0L1 192L0 193V199L6 198V200H8L9 204H10V206H8V208L5 207V209H4L1 205V202H0V233L2 232V234H3V235H1L2 238L7 236V235H4V233H3L4 227L2 226L3 225L2 224L3 222H1L2 219H5L6 224L7 225L10 224V226L12 228L14 226L24 225V223H25L24 219L17 212L18 211V209H17L18 204L17 203L19 201L18 196H17V194H19V191L17 189L19 187L17 186V183L15 185V183H12ZM69 182L70 183L72 182L73 184L71 183V185H70ZM102 183H103V185H102ZM99 184H100V186H99ZM31 185L33 186L34 184H32V183L30 184V187L32 188V192H33V190L35 191V187H34L35 185L33 186L34 188ZM69 185H70L72 190H69L70 189ZM72 185H73V187H72ZM95 185L98 186L99 188L100 187L101 188L100 189L98 188L99 190L96 191L97 189H95ZM58 190H59V192H58ZM33 193L36 194L35 192H33ZM121 194H119V195L122 197ZM119 195L117 197H120ZM15 197L17 200L15 199ZM72 197H73V200L71 199ZM0 201H2V200H0ZM38 204H39V207L41 209V212H43V211L45 212L46 209L48 208L47 205L41 201L38 202ZM100 206L99 207L102 209V211H105L104 209H106V210L109 209L108 210V213H109L112 210L111 207H107L108 205H106V204H105V207L104 206L102 207V205H100ZM135 206L137 207V205H135ZM95 207H98V206H95ZM65 209H67V210H65ZM212 209H214V210H212ZM55 210H56V212H55ZM61 210L63 212L62 214H61ZM105 212L107 213V211H105ZM112 212L113 211H111V213H109V214H112ZM1 213L3 215H1ZM196 213H198V215ZM65 214H66V216H65ZM143 214H146V213H143ZM148 216L149 215H146V216L144 215L146 221L150 220V223L153 222L154 221L153 217L151 216L152 217L151 218L149 216V218H148ZM64 217H65V219H64ZM198 217H199V219H198ZM125 219H126V221L130 222V220L127 217H125ZM145 219H144V221H145ZM60 221H62V223H63V225L61 224V226H59ZM7 222H9V224ZM48 222H50V221L45 220L44 223H42V222L40 223V221L39 222L35 221V222H32L30 226H26V227H27V229L33 227V228H36L37 230L39 229L40 231L44 230L42 232L44 235L43 234L42 235L40 234V235L43 236V238L46 236L44 239L46 242L49 243L50 241L47 239L49 236H48V234H46L47 233L46 232L47 231L46 225L48 224ZM50 223L48 224L49 226H50ZM148 223H149V221H148ZM68 224H66L65 227H68L69 226ZM42 226H44V227L41 228ZM58 226H59V228H58ZM72 226L73 227H71V225H70V227L72 228V233H75L76 236L78 234L80 235V233L83 231V230H81V228H79L80 226L78 227V226H75L73 224H72ZM74 226L78 227L79 229L75 228ZM160 226L161 227L159 228L160 229L159 231L163 235V237L165 236V238H162V240L160 239L161 241L159 240V242H160L158 244L159 246L157 248L155 247L156 249L154 251H156L158 258L156 257L157 256L156 254H154V255H155L156 259L159 260L160 263L162 264L165 256L166 255L168 256V254L170 252L169 251L170 248H169V244H168L169 240L167 239L168 238L167 234L169 233V231H168L169 229L167 228L168 224L163 223ZM39 230H38V232H39ZM79 230H81V231H79ZM28 231H30V229ZM134 231H136V230H134ZM14 232H15V230H13V229L10 230L9 236L11 238L9 236H7V237H9L10 239L13 240L14 238H12V237L15 235ZM84 232L85 231H83V233ZM138 232L137 231L133 232L134 236L132 235V238L135 240L134 242L138 243V244L136 243V245H138L137 247H139V245L141 244L140 236H139L140 234H138ZM191 232L193 234L194 231H191ZM75 234H73V235H75ZM66 235H65L64 239H62V240L60 239V241H59L60 242L59 243L60 244L59 249H61L60 253L63 255L62 258H64L63 259L65 262L64 264H71L70 261L73 257L70 254H72L74 256L73 260L74 261L76 260L75 264H77V262H78V264H82V263H84V264H96V263L102 264L101 261L102 262L103 261L109 262V259L111 257V255H110L111 253H109V251H107L105 253L106 255H103L102 257L99 256L101 258V260L99 258V261H100L99 263L95 260H92V259H94V256L91 253L92 251H90V254H91V256H93V258L91 259L89 256L90 255L88 253L89 249H90L89 246L92 242H95L94 245L98 246L100 244V237L99 236L93 237V240L95 239V241H92V240L86 239V237H83L86 240V241L84 240L85 241L84 242V248H86L88 251H86L84 254H82L83 253L82 252L83 244L81 242V244H82V246H81V244L80 243L78 244V241L76 242L75 240L82 239L83 234L81 235V238L78 237V238H75V240H73L72 237L66 236ZM58 236H59L58 237V239H59L61 237V235L59 234ZM7 237H6V239L10 241V239H8ZM32 237L33 236H31V238ZM197 237H199V236H197ZM33 238L31 240H33ZM49 239H50V237H49ZM7 240H5V241H7ZM88 240L90 241V244H89ZM20 241H21V239H20ZM1 242L3 243V240ZM31 242H29L27 244L29 246L26 245L28 248L27 249L28 252L26 251V253H30L31 250H32L31 252H33V249H34L33 246L34 245ZM48 243H46V244H48ZM3 245H5V243ZM140 246L142 248L144 247L142 245H140ZM152 248H154V247H152V245H149L147 247L145 245V249L143 248V250H145L144 251L145 253L151 254L154 252ZM96 249H99V248H96ZM83 251H85V249H83ZM98 251L100 253V250H98ZM198 252H200V250H198ZM95 253H97V255L99 254L98 252H95ZM107 253H109L108 257H107ZM206 253H202L201 255H200V253L199 254L197 253L198 255L196 257H194V259H193L194 263H195V260H197V263L208 264L209 262L208 263H205V262L207 261V259H210V258L207 257L208 255L206 256ZM0 254H1V251H0ZM86 254H88V255H86ZM211 254L214 255V258H213V255H211ZM80 256H82V257H80ZM150 256L153 257L152 255H150ZM193 256H195V255H193ZM236 257H234V258H236ZM38 260L39 259H36V261H38ZM74 261H72L73 264H74ZM213 261H214V263H212ZM33 264H35V263H33ZM38 264H39V261H38Z\"/></svg>",
	"mask_w": 264,
	"mask_h": 264
}]
</instances>
